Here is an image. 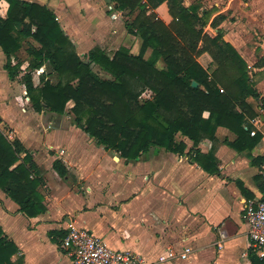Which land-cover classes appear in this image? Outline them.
Returning <instances> with one entry per match:
<instances>
[{
	"label": "crops",
	"instance_id": "obj_1",
	"mask_svg": "<svg viewBox=\"0 0 264 264\" xmlns=\"http://www.w3.org/2000/svg\"><path fill=\"white\" fill-rule=\"evenodd\" d=\"M28 1L56 14L81 56L95 47L112 56L113 49L130 48L132 43V53L140 50V39L128 31L123 12L113 0ZM181 1L208 17L205 28L212 35L219 33L236 47L247 63L250 81L264 97V0H209L206 10L195 0ZM8 7L6 0H0L3 17ZM156 11L166 23L172 20L166 1ZM29 44L40 45L32 37L22 38L17 55L24 72L29 66ZM199 61L209 72L214 70L208 52ZM5 63L0 47V132L10 142L19 140L32 154L36 163L32 174L39 180L38 192L46 205L44 212L28 217L0 188V226L19 247L14 261L74 264L63 245L68 226L74 223L108 246L138 253L150 264H251L245 206L263 192V103L247 98L257 112L250 120L251 131L263 134L252 150H237L231 143L238 134L218 126L215 139H203L198 146L178 133L177 140L186 144L183 150L151 146L137 158L125 159L77 125L72 100L62 114L34 110L21 80L23 73L10 78ZM158 64L165 66L162 59ZM35 71L33 79L39 84L40 74H48L47 65ZM198 151L214 171L197 160ZM25 155L21 152L17 163ZM56 160L66 167V175L56 170ZM50 232L57 233L60 242ZM184 247L192 249L186 258L168 256L171 250L178 255Z\"/></svg>",
	"mask_w": 264,
	"mask_h": 264
},
{
	"label": "trees",
	"instance_id": "obj_2",
	"mask_svg": "<svg viewBox=\"0 0 264 264\" xmlns=\"http://www.w3.org/2000/svg\"><path fill=\"white\" fill-rule=\"evenodd\" d=\"M6 1L7 16L0 14L5 69L10 78L23 73L21 80L34 110L62 114L72 100L71 112L77 125L98 144L118 151L125 159H135L151 146L183 150L186 144L177 140L178 133L198 146L203 139L214 140L218 126L238 134L231 145L239 151L252 150L261 141L260 131L251 134L250 120L257 112L247 98L253 96L264 104V97L250 81L242 55L221 34L214 36L206 30L208 17L199 15L195 5L187 7L181 0H113L119 10L134 15L131 22L126 20V27L141 37L140 50L135 54L121 46L110 56L95 47L88 52L87 61L47 6L28 0ZM165 1L172 16L169 23L156 11ZM24 37H32L40 44L28 45L31 58L25 72L17 55ZM149 49L151 54L146 57ZM205 52L215 64L212 72L199 61ZM161 59L163 68L157 66ZM92 63L110 77L94 71ZM47 64L59 76L58 81L53 82L44 71L40 84H36L34 71ZM193 81L198 85L194 86ZM147 90L153 95L141 99ZM23 151L25 158L17 163ZM196 158L204 168L215 170L203 161L199 151ZM54 166L60 175H66L60 160ZM35 168L32 154L21 142H10L0 132V188L28 217L46 210L38 192L39 180L32 174ZM54 234L57 235L50 232L60 242ZM18 252L16 242L0 226V264H21L12 259ZM249 258L251 264H264V258L251 247Z\"/></svg>",
	"mask_w": 264,
	"mask_h": 264
},
{
	"label": "built area",
	"instance_id": "obj_3",
	"mask_svg": "<svg viewBox=\"0 0 264 264\" xmlns=\"http://www.w3.org/2000/svg\"><path fill=\"white\" fill-rule=\"evenodd\" d=\"M255 132L251 131V134ZM260 174L263 181V192L260 197L247 202L245 219L249 227L250 247L259 257L264 258V164ZM63 245L69 250L74 264H150L138 253L108 246L102 238L74 223L69 224ZM191 250L190 247H184L178 255L171 250L168 256L184 259Z\"/></svg>",
	"mask_w": 264,
	"mask_h": 264
},
{
	"label": "rangeland",
	"instance_id": "obj_4",
	"mask_svg": "<svg viewBox=\"0 0 264 264\" xmlns=\"http://www.w3.org/2000/svg\"><path fill=\"white\" fill-rule=\"evenodd\" d=\"M145 1V0H144ZM202 1H204V2H202ZM114 2V1H113ZM195 3L196 2H198V3H200L202 6H203V8L206 10V7H208V2H209V0H195L194 1ZM115 3V2H114ZM113 3V5H116V4H114ZM203 9V10H204ZM208 9V8H207ZM203 10H202V8H201V12H203ZM123 12V11H122ZM136 13V12H135ZM123 15H124V18L123 19H126V20H130V22L132 21V19H133V17H134V15H127L126 13H124L123 12ZM228 18H229V16H228ZM232 18V17H231ZM230 18V19H231ZM218 19V18H217ZM221 20H222V17H220V19H219V21H220V23H221ZM223 23H221V25H222ZM207 30V29H206ZM208 31V30H207ZM209 33H210V30L208 31ZM138 38L140 39V41H142V39H141V37L140 36H138ZM133 44L134 43H132L131 44V47H130V49L133 47ZM117 49H113L112 51H111V53L113 54L115 51H116ZM150 49L146 52V55H147V57L151 54L150 53ZM87 55H88V53H86L84 56H81V57H83L84 58V60H89L88 59V57H87ZM31 58V57H30ZM29 58V59H30ZM157 65H159L160 66V64H158L157 63ZM162 65V64H161ZM91 66H93V69H94V71H96L97 73H102L101 72V68L97 65V64H95V63H92L91 64ZM165 67V66H164ZM47 69H48V73L49 74H47L48 75V78H50L53 82H57L58 81V79H59V76L57 75V73L55 72V71H53L52 70V66L51 65H49V64H47ZM35 73L37 74L38 72L37 71H34V75H35ZM104 75H106V74H103V76ZM36 81L37 82H39V75L36 77ZM39 84H40V82H39ZM153 95V92L152 91H150V90H147V91H145L143 94H142V96H141V99H146V98H149V97H151ZM47 111H49V110H47ZM18 224L20 225V222L18 221ZM21 225H22V223H21Z\"/></svg>",
	"mask_w": 264,
	"mask_h": 264
},
{
	"label": "water",
	"instance_id": "obj_5",
	"mask_svg": "<svg viewBox=\"0 0 264 264\" xmlns=\"http://www.w3.org/2000/svg\"><path fill=\"white\" fill-rule=\"evenodd\" d=\"M194 86H197L198 85V82L197 81H193L192 83Z\"/></svg>",
	"mask_w": 264,
	"mask_h": 264
}]
</instances>
